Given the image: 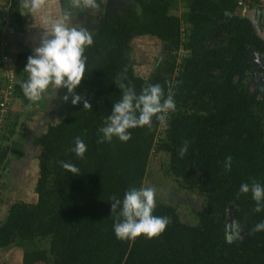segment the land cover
I'll return each mask as SVG.
<instances>
[{
	"label": "trees",
	"instance_id": "16d2710c",
	"mask_svg": "<svg viewBox=\"0 0 264 264\" xmlns=\"http://www.w3.org/2000/svg\"><path fill=\"white\" fill-rule=\"evenodd\" d=\"M180 1L187 12L177 16L173 11ZM240 1L132 0L108 7L97 22L93 44L85 47L84 78L75 89L91 109H84L83 101L70 103L60 122L36 138L37 201L10 206L0 224V250L23 248V264H264V231L252 232L264 222V208L254 211L251 192L238 195L243 183L264 185V101L251 77L257 53L264 56V39L255 21L239 12L244 6L246 13L258 9L261 0H242L241 6ZM20 3L11 0L18 23ZM139 37L170 49L171 58L149 78L134 71L131 52ZM32 54L16 59L17 93L25 105L30 101L21 83L28 79L24 69ZM117 79L137 95L157 83L165 97L172 95L176 110L168 113L165 130L153 118L151 128L130 129L127 142L115 137L98 142L99 129L121 99ZM76 137L87 146L83 159L70 151ZM6 141L3 136L0 169L20 146L17 141L4 147ZM184 144L187 152L181 158L177 152ZM152 153L167 155L165 175L204 195L203 210L192 226L182 222L176 207L158 202L152 214L171 220L163 233L118 240L112 198L122 201L130 188L143 187ZM228 156L232 166L226 171ZM61 161L78 167L80 174L65 170ZM42 239L50 240L49 250L29 248Z\"/></svg>",
	"mask_w": 264,
	"mask_h": 264
},
{
	"label": "clouds",
	"instance_id": "9594fccd",
	"mask_svg": "<svg viewBox=\"0 0 264 264\" xmlns=\"http://www.w3.org/2000/svg\"><path fill=\"white\" fill-rule=\"evenodd\" d=\"M46 0H26L25 7L30 13L38 12ZM100 8L97 0H67L66 14L62 20L54 23L50 30L44 32L40 46L34 49L27 58L24 72L28 79L21 83L24 96L30 102H37L51 87L53 93L61 88L67 89L62 97L64 102L71 98V104L77 105L83 101L84 109H91V104L75 89L84 78L86 57L85 47L93 44L92 35L86 29L68 27L65 21L69 19L67 13L79 11H96ZM116 85L122 90L121 99L112 106L111 114L104 121V126L99 129L102 134L99 143L111 142L118 138L121 142L131 139L130 129L148 126L151 128L153 118L163 123L169 112L176 110V104L171 94L165 97L163 87L157 84H148L137 95L132 87L126 86L117 79ZM75 155L83 159L87 146L80 137H76L74 147L70 149ZM187 152V144L178 149V156L183 158ZM61 166L72 173L79 175L78 167L71 163L61 161ZM224 168L229 171L232 166V157L225 158ZM251 192L252 199L256 202L255 212L264 208V185L253 182L251 185L243 183L239 194ZM156 192L150 187L130 188L125 192L124 198L113 197L111 202V215L115 217L113 225L115 236L118 240H135L141 235L148 239L159 236L171 222L168 217L154 216L156 206ZM264 231V222L257 224L252 232ZM232 242V238H229Z\"/></svg>",
	"mask_w": 264,
	"mask_h": 264
},
{
	"label": "rangeland",
	"instance_id": "374dc122",
	"mask_svg": "<svg viewBox=\"0 0 264 264\" xmlns=\"http://www.w3.org/2000/svg\"><path fill=\"white\" fill-rule=\"evenodd\" d=\"M99 1L101 2L98 3L100 8L96 11L81 12L79 10H74L72 11L74 15L68 12L67 15L70 19L66 22L67 26L77 29H86L92 35L97 27L96 18L99 15L102 16L105 14L109 6L120 8L122 5L126 6L132 4V0ZM24 2H26V0H21L18 10L20 15L19 20L22 23H18L17 19L12 17L11 8L8 13L12 27L18 31L20 28H22L24 32L27 31V34L20 41L15 59L24 52L33 53L34 49L40 46L43 38L39 30L48 31L51 28V24L43 25L41 23V20L38 19L41 17L40 15L35 16L33 13H30L29 8L25 7ZM54 2L50 4L51 8L49 10L54 11L53 13L57 12L58 14L59 9L55 10L54 8L55 6L58 7V5H55ZM261 6L264 8V0H261ZM42 9L43 7L40 10ZM62 9L66 13V9L61 8V10ZM246 10L247 7L244 6L240 8L239 12L242 15L244 13L248 15ZM186 12L187 9L183 1H180L177 9L173 11L177 16H182ZM77 14L79 15L77 16ZM25 17L29 20L27 25L31 24L32 27H25ZM258 19L256 27L259 35L264 39V15L258 16ZM260 20L263 21L262 25ZM259 22L260 25H258ZM169 50L167 45L161 44L151 37L136 38L133 41V50L131 52L135 74L142 78L151 77L153 73L157 72L158 64L165 63V60L167 58L169 59ZM251 77L252 80H254L256 88L260 91V99L264 101V56L262 54L257 53L256 55L255 68ZM19 79H21L20 74ZM66 93L67 89L64 88L59 89L57 93H53L51 88H49L48 92L45 93L44 100L40 104L42 107L41 110L36 109V107L34 108V106L30 104L25 105L21 100H18L12 110L13 112L9 119V125H7V130L4 133V141L7 140L4 147H11L12 142H17L19 140L24 141L25 138L30 139L31 135L41 136L48 131L51 125L58 124L65 115L67 106L71 103V98H69L68 102L62 100V97ZM48 114H50V118H48ZM167 121L168 118L161 124V131L167 128ZM28 147L30 149L27 151L26 144L23 143V145H20L18 151L16 153H11L0 169V224L5 221L8 210L13 203H32L37 201L36 185L39 178V166L34 162V158L40 154V148L35 144H31ZM25 154H28L29 159H25ZM167 161L168 157L166 154H151L143 187L155 189L156 204L161 202L176 207L182 222L193 226L198 222L196 213L203 210L205 203L204 195L197 191L185 189L180 181L165 175L163 164ZM29 248L49 250L50 240H37L36 244L31 245ZM24 252L23 248L17 246L0 250V264H23Z\"/></svg>",
	"mask_w": 264,
	"mask_h": 264
},
{
	"label": "built area",
	"instance_id": "2783aa9c",
	"mask_svg": "<svg viewBox=\"0 0 264 264\" xmlns=\"http://www.w3.org/2000/svg\"><path fill=\"white\" fill-rule=\"evenodd\" d=\"M239 5H243L242 0L239 2ZM16 34L17 31L12 26H7L5 30L0 32V68L3 71L2 83L0 84V147L3 144L2 137L11 118L12 110L19 100L17 93L20 84L19 74L16 63L10 57V38ZM181 54H184L183 50H181ZM44 97L45 93L39 101L30 102V105L40 110V104L44 100Z\"/></svg>",
	"mask_w": 264,
	"mask_h": 264
},
{
	"label": "crops",
	"instance_id": "0c3cea01",
	"mask_svg": "<svg viewBox=\"0 0 264 264\" xmlns=\"http://www.w3.org/2000/svg\"><path fill=\"white\" fill-rule=\"evenodd\" d=\"M52 2H54L55 5H58V7L57 6L54 7L55 10L59 9L58 14H57V12L56 13H53L54 11L49 10L51 8V5L50 4ZM24 3H26V2H24ZM66 3H67V0H46L45 5L43 6V9L42 10H39L36 13H33V15H35V16L36 15H40L41 17L38 18V19L41 20V23L43 25L51 24V26H52L57 21L62 20L63 17L65 16L66 13H65V11L63 9H62L63 10L62 11L61 8H64L65 9ZM10 8H11V0L10 1L9 0H0V32L3 31V30H5L7 26H12L10 24V17H9V14H8ZM60 10H61V12H60ZM45 11H47V12H45ZM247 12H248V15L247 16L250 17V18H252L255 21V24L257 25V22H258L257 20H259L258 19V16H262V14L264 15V8L262 6H260L258 9L248 10ZM70 13L72 15H74L72 11ZM78 15L79 14H77V16ZM75 16H76V13H75ZM99 16L96 18L97 22L99 21V19L101 17V16L100 17ZM69 19L67 21H65V23L68 22ZM28 21L29 20L27 19V17H25L24 23H25V27L26 28L32 27L31 24H28L27 25V22ZM260 21H261V25H262L263 24V21L262 20H260ZM258 25H260V22L258 23ZM16 31H17V34L14 37L10 38V42H11L10 57H11V59L15 63H16L15 55H16L18 49H19L20 41L27 34V31L26 32H18V30H16ZM39 31L42 34V36H43L44 32H46L44 30L43 31L39 30ZM0 59H1V53H0ZM2 76H3V71L0 68V84L2 83ZM41 108H40V110H41ZM47 116H49L48 118H50V114H48ZM30 137H31L30 139L29 138H25L24 141L23 140H19L20 141L19 142L20 145H23V143L26 144V150L27 151L30 149L28 146L31 145V144L34 145V142H35L36 138H38L39 136H33V135H31ZM38 156H39V154L34 158V162L36 163L37 166H38ZM26 158L29 159L28 154L26 155L25 159Z\"/></svg>",
	"mask_w": 264,
	"mask_h": 264
},
{
	"label": "water",
	"instance_id": "95a60500",
	"mask_svg": "<svg viewBox=\"0 0 264 264\" xmlns=\"http://www.w3.org/2000/svg\"><path fill=\"white\" fill-rule=\"evenodd\" d=\"M232 208L230 207V210L228 212V223L230 225V228L232 229L233 228V224H234V218L232 216Z\"/></svg>",
	"mask_w": 264,
	"mask_h": 264
}]
</instances>
